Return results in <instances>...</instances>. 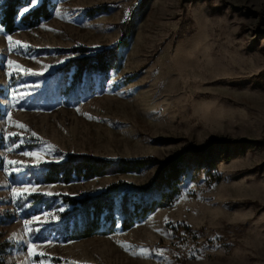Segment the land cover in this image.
Listing matches in <instances>:
<instances>
[{"label": "rangeland", "instance_id": "rangeland-1", "mask_svg": "<svg viewBox=\"0 0 264 264\" xmlns=\"http://www.w3.org/2000/svg\"><path fill=\"white\" fill-rule=\"evenodd\" d=\"M224 1L150 0L121 51V69L106 79L75 81L61 69L117 44L119 25L140 0H54L51 20L38 27L12 35L0 27L2 264H264V0ZM99 6L107 11L88 14ZM212 142L214 168L195 173L171 206L127 231L117 216L111 235L65 239L71 207L63 197L95 196L119 182L146 186L155 170L113 168L45 184L47 164L67 155L166 162ZM208 161L191 160L195 170ZM33 187L27 199L19 195Z\"/></svg>", "mask_w": 264, "mask_h": 264}, {"label": "trees", "instance_id": "trees-1", "mask_svg": "<svg viewBox=\"0 0 264 264\" xmlns=\"http://www.w3.org/2000/svg\"><path fill=\"white\" fill-rule=\"evenodd\" d=\"M149 1L140 0L133 7L129 18L119 25L122 38L117 44L95 54L69 60L61 69L62 75L67 78L72 74L75 81H81L92 75L106 79L110 72L119 71L122 67L121 51L129 45L135 19L145 10ZM220 1L223 6H228L224 0ZM25 6L30 8L32 5L28 0H0V27L7 35H12L20 29L36 28L42 22L51 20L56 3L54 0H44L42 5L38 4L24 15H19ZM105 11L107 6H99L88 10V14L95 16ZM81 52H86V49ZM216 144L212 142L204 151L189 146L175 159L166 162L156 157L120 159L112 162L87 155H67L60 163L47 164L42 173V182L45 184H70L75 181L92 180L107 175L113 168H116L118 173L136 175L155 170L146 186L119 182L95 196H86L82 199L63 197V203L71 207V211L66 213L65 239L82 240L97 235H111L117 227V216L122 218L120 224L122 231H127L155 211L171 206L182 194L184 184L193 178L195 173L199 172L201 176H205L214 168L211 155ZM200 156L209 158V167L195 170L197 167L191 160ZM207 180L210 182L211 178ZM35 202L41 203L39 200ZM78 218L81 220L80 225Z\"/></svg>", "mask_w": 264, "mask_h": 264}, {"label": "snow or ice", "instance_id": "snow-or-ice-1", "mask_svg": "<svg viewBox=\"0 0 264 264\" xmlns=\"http://www.w3.org/2000/svg\"><path fill=\"white\" fill-rule=\"evenodd\" d=\"M28 3L30 4V5H32V6H36V5H38V4H40V5H42L43 3H44V0H28ZM29 11V7L28 6H25L24 8H23V11L22 12H20L19 13V15H23V13L24 12H28ZM0 31H2V29H0ZM8 40H9V42L10 43H12V38H11V36H9L8 37ZM15 44L16 45H21V42L20 41H15ZM28 45H22V48H23V50H27L28 49ZM10 66L11 65H14L15 64V62H13V61H8L7 62ZM15 70L16 71H25V72H30L31 70H27V69H23L22 68V66H19V65H15ZM9 75H10V73H9ZM19 127H24L23 125H18ZM32 135H35V133H33ZM25 156H32V157H39V154L38 153H30V152H24L23 153ZM7 163L9 164V165H18V164H20L21 162H19V161H12V160H9V161H7ZM12 170H22V169H16V168H14V169H12ZM4 171L7 173V172H9V169H7V168H5L4 169ZM36 191V188L35 187H33V188H31V189H28V188H25L22 192H20L19 193V195L20 196H24V193H29V194H31V192H35ZM13 194L14 195H17V190L16 189H13ZM44 195H46V196H52L53 194L52 193H50V192H48V193H44ZM65 195H67V194H65ZM24 198L25 199H27V197L26 196H24ZM43 227V225L41 224L40 225V228H42ZM40 228H35V229H33L32 231H34V232H39L40 231Z\"/></svg>", "mask_w": 264, "mask_h": 264}]
</instances>
